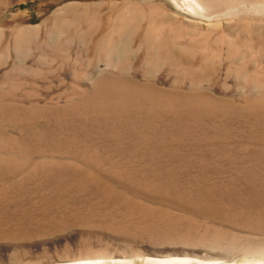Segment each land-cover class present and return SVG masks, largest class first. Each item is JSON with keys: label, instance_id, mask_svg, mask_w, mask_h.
Masks as SVG:
<instances>
[{"label": "rangeland", "instance_id": "374dc122", "mask_svg": "<svg viewBox=\"0 0 264 264\" xmlns=\"http://www.w3.org/2000/svg\"><path fill=\"white\" fill-rule=\"evenodd\" d=\"M181 1L0 0V264H264V0Z\"/></svg>", "mask_w": 264, "mask_h": 264}, {"label": "bare ground", "instance_id": "6f19581e", "mask_svg": "<svg viewBox=\"0 0 264 264\" xmlns=\"http://www.w3.org/2000/svg\"><path fill=\"white\" fill-rule=\"evenodd\" d=\"M181 1V0H180ZM184 1V0H183ZM195 2H198V3H196V5L197 4H199L200 2H202V0H195ZM181 3H182V1H181ZM187 3H188V1H187ZM187 3H186V5H187ZM150 264H164V263H162V262H149Z\"/></svg>", "mask_w": 264, "mask_h": 264}]
</instances>
